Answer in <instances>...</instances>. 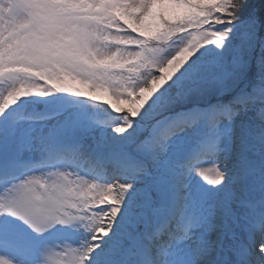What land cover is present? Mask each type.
<instances>
[{
  "label": "clouds",
  "instance_id": "clouds-1",
  "mask_svg": "<svg viewBox=\"0 0 264 264\" xmlns=\"http://www.w3.org/2000/svg\"><path fill=\"white\" fill-rule=\"evenodd\" d=\"M113 2L115 0L102 3L94 13L98 19L88 22L87 27L100 36L118 37L117 41L101 42L94 36L80 33L71 41L64 42L63 49L24 45L7 61L5 67L20 65L39 76L23 70L0 74L3 77V83H0V119L8 122L5 135L14 137L19 121L39 119L40 111L68 104L70 98L76 97L54 90L39 78L62 80L61 72L54 65L72 78L89 80L93 84L108 82L107 70L67 55L66 49L79 48L87 55L86 47H96L109 54L115 53L117 59L137 50L146 52L148 62L145 63L142 56L137 61L144 67L140 71L142 79L137 80L135 88L149 87L152 80L162 75L161 69L169 65L176 70L144 101L135 117L127 111L116 112L105 101H95L106 106L104 110L109 117L115 113L129 125L139 117L145 125H151L155 135H159L179 114L169 118L167 113L170 109L183 106L187 113L197 108L203 112L207 107H215L213 97L220 90L229 88L236 97L247 99V103L233 107V117L243 111L247 120L228 119L226 124H222L219 117L215 121L202 119L197 135L183 143L174 138L186 128L161 136L160 157L172 158L174 172L169 194L157 204L164 215L144 217L134 226L137 232L135 250H126L116 264H217L212 254L215 250L204 247V237L211 236L217 226L203 209L208 201H216L225 191L235 197L233 222L239 218L246 231L264 241V64L258 61L257 71L249 77L252 61L243 58L245 53L235 49L233 59L227 58L229 39L239 17L235 11H220L225 7L224 0H176L185 7L186 14L171 21L161 18L155 34L145 37L128 28L119 16L106 12ZM243 2L234 0L237 6ZM127 14L137 20L140 15ZM218 38L220 43L217 45L215 41ZM258 42L261 52H264V38ZM112 94L131 99L126 93ZM162 97L163 105L159 104ZM45 140L36 134L19 143L10 155L0 157V181H3L0 187L11 192V196H4L0 202V215L7 214L13 219L10 228H0V257L7 264H49L50 254L57 250L67 264H89L90 254L100 246L98 241L111 231L112 223L124 205L120 192L127 193L133 182L129 181L126 186L119 181L102 185L95 179H86L69 168L83 164V160L57 155L56 149L50 143L46 145ZM193 148L208 158L210 163L207 167L212 169L215 181L201 176L199 169L194 170L191 174L199 176L209 186L203 191L194 190L189 174L183 168L182 154ZM24 153H27L28 162L23 164L29 167H22L18 175H13L7 168L8 158L16 156L20 159ZM178 178L184 182L180 192L175 187ZM73 186L77 191L87 187L93 194L79 205L82 209L86 206L90 209L83 212V217L61 210L68 199L65 190ZM108 187L112 189L114 201L119 203H96L97 199H102L99 189ZM9 200L14 203L9 205ZM100 208L104 210H96ZM82 219L86 223H81ZM162 222L167 226L166 230H161ZM69 229L82 230L85 238L77 244L69 242L66 231ZM227 234L231 238L232 234ZM221 235L218 234V238ZM258 252L264 256V243L260 244ZM243 264H251V260H245Z\"/></svg>",
  "mask_w": 264,
  "mask_h": 264
},
{
  "label": "rangeland",
  "instance_id": "rangeland-1",
  "mask_svg": "<svg viewBox=\"0 0 264 264\" xmlns=\"http://www.w3.org/2000/svg\"><path fill=\"white\" fill-rule=\"evenodd\" d=\"M104 2H106V0H99V2L98 0H0V74L15 70H23L30 71L33 75L39 76L38 73L31 69H22L20 65L4 66L7 61L13 57L15 52L24 45L58 47L59 49H63L64 42L71 41L73 36L80 33H85L89 37L94 36L96 40L101 42L117 41L119 39L118 37L100 36L98 33H93L87 27L88 22L98 19L94 13ZM166 2L167 0H115V2L111 3V6L106 9V12L112 13L111 9L116 8V10L120 12H118L120 16L123 17V20L131 27H135L142 24L144 20L155 23L154 19L150 17L154 12V8L165 9L166 7L168 10H173V5L166 6ZM127 13L140 14L139 19L137 20L135 16H129ZM65 33L69 35H64ZM86 53L87 55L79 48L66 49L67 55L83 60L92 67L107 70L105 76H107L108 82L93 84L92 81L89 80L72 78L69 74H64L63 70L60 69L58 65H54L63 76L62 80L57 81L58 87L62 90L75 92L76 94L71 93V95L76 97L70 98L71 102L68 104H58L51 109L40 111L38 113L40 116L39 119H25L19 121L16 124V134L14 137L5 135V127L8 122L5 121L3 123L0 119V149L2 144H6L7 146L11 145L16 149L17 145L25 139L39 134L41 137L48 140L54 149L73 143L78 145L86 154H91L95 159H106L109 154L112 153L113 149L110 147L116 145V139L123 137L127 132L117 135L107 125L124 124V121L118 118L115 113H112L111 117H109L108 113L104 110L106 106L98 105L95 101H105L109 103L115 111H127L129 115H134L143 106L144 101L165 81L162 79L163 77L161 75L152 80L149 87L135 88L131 79L135 76L139 66L137 61L142 54L139 50L131 54H126L118 59L115 58V53L109 54L103 49H98L96 47H86ZM184 59L186 58L184 57ZM172 68L175 67L169 65L168 68L161 69V72L165 70L172 72ZM109 73L114 74L108 75ZM39 78L43 79L44 83L51 87V85H49V79H45L44 77ZM99 78L103 79V77ZM10 79L11 78H9V80ZM51 80L54 81L53 79ZM0 83H3L2 76H0ZM97 87L101 89L100 92L96 91ZM114 92L126 93L131 99L114 96L112 94ZM137 96L139 98H137ZM94 97H98V99H94ZM238 98L242 99H239L241 104L247 103V101L242 102L246 97L240 96ZM234 100L238 99L230 98V94L223 95L219 102L220 112L225 108H231L229 104L233 103ZM225 102L229 103H226L223 107L222 104ZM211 108L213 107H208V110H203V112L201 109H196L193 112H206V114L210 115L209 109ZM185 114H187V112L181 113V116ZM232 119L236 121H246L247 115L242 111L238 116L232 117ZM219 120L222 124H226L228 122V117L223 116L220 117ZM95 121H104V124H97ZM200 123L201 122L196 123L191 126V128H186L185 132L174 139L181 143L188 141L200 131ZM75 124L78 125L81 130L79 142H72L68 135L69 130ZM58 127H61L59 129L61 132L56 130ZM197 152L198 151L194 148L187 150L183 153L181 158L185 162V160L187 161L194 157ZM19 160L22 161V163L28 161L27 153L22 154ZM92 162L93 161H85L83 164L69 166V168L86 179L95 178L100 183L110 181L111 178L114 179V177H116V179L120 178L119 176L110 177V175L104 177V172H100L99 169L94 170L91 168L93 167ZM86 168L87 171H84ZM111 171L117 172L118 170L112 167L107 170L108 174H110ZM153 179L165 182L169 186L172 185L174 181L172 158L168 156L160 157L159 161L152 165L151 175L138 178L134 182L133 187L126 193L124 205L121 208L123 213L126 211L125 207L127 204L133 202L134 204H138L140 208L142 207L140 213H137L138 209L135 208L136 214L134 215L140 214L144 217H151V208L154 206L150 202L148 193H146V188L150 186ZM189 180L191 186L196 191H203L209 187L199 176H194L191 173H189ZM183 183L182 178H179L176 182L175 187L178 192L183 188ZM75 189V186L69 187L65 190V193ZM110 189L111 187H109V190L100 188L99 195L102 196V199H97L96 203L110 204L117 202L114 201V196ZM80 191L82 197L78 198L75 203L73 200L68 199L61 209L62 211L71 213L74 209V205L79 207L81 202L93 195L88 191L87 187L82 188ZM4 196L5 195H0V202L3 201ZM234 200L235 197L233 194L225 191L219 194V198L216 201L210 200L204 205L203 210H206V215L209 216L213 225L217 226L215 229L222 228L225 222V216H227V220L230 222L227 232L232 230L237 234L240 229H245L244 222L239 220V218L233 222L232 210L235 208ZM154 209L155 216L157 214V216L163 215L164 212L162 209L156 207H154ZM76 216L83 217V213L76 214ZM126 216L129 217L127 214ZM80 222L86 223V220L82 219ZM66 231L68 233L69 242L73 244H77L80 239L85 238L82 230L77 231L75 229H69ZM117 236L121 239L128 238L127 228L122 227L121 231L117 232ZM220 237H223L224 244H226L224 252L229 250L228 247H230V244H232V248L234 247L236 237L231 236V238H229L228 234L227 239H225L223 235ZM219 238L217 239V245L214 251V258L216 260H218L217 252L219 250V241L221 240ZM64 255L66 256L67 253ZM228 255H224L226 256L225 264H228L233 258V255H230V253H228ZM4 262L5 259L0 257V264H4ZM49 264H67V262L60 258L57 250H53L50 254Z\"/></svg>",
  "mask_w": 264,
  "mask_h": 264
},
{
  "label": "snow or ice",
  "instance_id": "snow-or-ice-1",
  "mask_svg": "<svg viewBox=\"0 0 264 264\" xmlns=\"http://www.w3.org/2000/svg\"><path fill=\"white\" fill-rule=\"evenodd\" d=\"M225 7L222 8V11H235V14L239 17L241 9L246 5L247 0H244L243 3L237 4L234 3V0H224ZM238 7V11H236ZM259 28H260V35L264 38V10H262L259 14ZM247 36L254 37L255 36V20H253L252 24L249 26V32L246 33ZM215 43L218 45L220 40L217 39ZM258 49L260 48V44L257 45ZM256 55L259 57V61L261 64H264V53L257 51ZM178 67V65L176 66ZM176 68H172L171 71L174 72ZM165 82H162L163 85ZM160 85V86H161ZM160 88V87H158ZM94 99H98V97H94ZM148 99V98H147ZM146 99V100H147ZM164 98L162 97L159 101V104H164ZM152 102L149 101V104ZM144 104V103H143ZM148 105H145L147 108ZM116 112H121L117 110ZM7 115V112H5ZM131 117L137 116V113L134 115H130ZM219 116H227L228 119H232L233 112L231 108H225L223 111L219 113L213 114H204L198 112H190L183 116L175 118L172 123L170 124L169 128L166 129L164 132L160 133L159 135H155L152 131L151 125H144L141 129H137V134L128 141L125 145L116 146L112 153L106 159H95L91 154H86L78 145L76 144H69L59 148H56L57 155H68L79 158L85 161H93V167L99 168L101 172L107 168L109 165L113 167V169L118 170L117 175L120 177L118 179H111L110 181H105L103 184L111 185L113 181H119L121 185L126 186L129 181H132V187L134 182L138 178L146 177L151 175V168L152 165L159 161L160 159V152L159 146L161 143V136L170 135L172 131L187 128L188 126H193L196 123L200 122L202 119H210L215 121ZM97 124H104V121H95ZM137 121L133 120L129 125L127 121L124 124H115V125H107L112 129V131L117 134L121 135L128 132L129 129L134 127V124ZM44 143L47 145L49 143L48 140H45ZM208 158H206L201 152H197V154L190 158L189 160L184 162L183 168L186 173H193L194 170L199 169L200 175L204 176L211 182H215L212 177V169L207 167L209 164ZM26 168L29 165L23 164L16 156H9L7 161V168ZM95 179V178H93ZM92 180V179H89ZM96 180V179H95ZM109 190L108 188H104ZM112 190V189H110ZM129 192V191H128ZM127 192V193H128ZM0 195L11 196L10 191H5L3 187H0ZM121 197H123L125 201L126 192H120ZM9 205H12L14 201L9 200ZM119 203V201H117ZM103 204V203H102ZM103 208L97 209V211H103ZM155 209L154 207L151 208V216L154 214ZM144 216L137 214L135 217H127L125 213L120 211L119 218L116 215L115 220L112 223L111 231L103 237L102 241H98L99 247L96 248L90 254V261L89 264H116V260L124 254V252L128 249L135 250V241L137 232L134 228L135 225L141 223L143 221ZM13 225V219L11 216L7 214L0 215V228L8 229ZM230 225V222L227 220V216H225V222L222 225V233L221 229L213 230L211 236L204 237V247L211 248L215 250L217 245L218 234H222L225 239H227V230ZM122 227H126L128 230V238L121 239L117 236V232L121 231ZM111 233V236H110ZM104 238H108L104 240ZM264 241H259L255 243V249L258 252L259 246ZM251 247V244L249 245ZM247 251V249H243ZM242 249L240 247H236L234 249V253L241 252ZM234 253H230V255H234ZM259 253V252H258ZM214 257V251H213ZM4 264H7L5 260ZM251 264H264V256L258 255L253 256L251 259Z\"/></svg>",
  "mask_w": 264,
  "mask_h": 264
},
{
  "label": "trees",
  "instance_id": "trees-1",
  "mask_svg": "<svg viewBox=\"0 0 264 264\" xmlns=\"http://www.w3.org/2000/svg\"><path fill=\"white\" fill-rule=\"evenodd\" d=\"M166 6L173 5V10H168V8H154V12L151 14V19H154V22L144 20L142 24H139L135 26V30L139 32L142 36L150 37L155 34V32L158 30L160 20L161 18L165 20H175L183 15L186 14V9L182 4L176 3V0H167ZM264 10V0H247L246 5L241 9V12L239 14L238 20L235 22V26L233 28V34L230 36L229 39V51L227 58L229 60L233 59V57L236 55L235 49H239L242 53H245L243 56L244 59H251L252 66L251 69L248 70L249 77L252 76L253 73L257 71V62L259 61V57L256 55L257 51H260V48L258 49L257 45L259 44V40L262 38L260 35V28H259V14L260 12ZM253 20H255V36L250 37L247 36L246 33L249 32V26L252 24ZM219 39V38H218ZM205 43H208V41H204ZM211 48L212 46H208ZM264 53V52H262ZM191 53H188L187 55H190ZM187 55L185 58H187ZM144 62H148V53L144 52L143 56ZM144 67V64H139V69L137 71V76L135 78V83H137L138 79H142L140 76V71ZM172 72L164 71L162 74L163 80L166 81L170 76ZM53 85L55 88L58 89L57 81L55 78H53ZM243 82H241L242 85ZM239 89V86L237 87V90ZM97 92H100L101 89L97 87ZM234 94L235 92L229 88L222 89L218 92V94L213 97V102H215L218 97H221L225 94ZM187 109L183 106H175L174 108L169 110V117L174 112H180V110ZM145 125L144 121H141L140 118H137V123L134 124V127L129 130L127 137L125 138L124 145L128 143L136 134L137 129H141ZM130 212V211H129Z\"/></svg>",
  "mask_w": 264,
  "mask_h": 264
},
{
  "label": "bare ground",
  "instance_id": "bare-ground-1",
  "mask_svg": "<svg viewBox=\"0 0 264 264\" xmlns=\"http://www.w3.org/2000/svg\"><path fill=\"white\" fill-rule=\"evenodd\" d=\"M229 105H231V108L233 109V107H235V106H237V104H233V103H231V104H229ZM217 113H219V112H217ZM1 139V138H0ZM9 147V155L11 154V153H13L14 151H15V149L10 145V146H8ZM86 153V152H85ZM186 161V160H185ZM91 167V166H90ZM92 169H95V167H91ZM110 168H112V166L111 165H109L108 167H107V169H110ZM105 175H106V173H105ZM111 175V174H110ZM111 177V176H110ZM111 179H113V178H111ZM114 179H116V177H114ZM179 180V178L177 179V181ZM168 185V184H167ZM169 186V185H168ZM171 186V185H170ZM169 186V187H170ZM158 215V214H157ZM156 215V216H157ZM152 216H155V214H153ZM151 216V217H152ZM166 225L162 222L161 223V225H160V228H161V230H166ZM239 236H241V237H243V238H245L246 240L245 241H251V240H255V238H256V240H259V238L256 236V235H253V233H252V235H253V237L251 238V240H249V238H248V235H247V232L246 231H244V230H240L239 231V234H238ZM108 238H104V240H107ZM220 239V238H219ZM245 243V242H244ZM245 245H247V243H245ZM245 245L243 246V248L245 247ZM231 250H232V248H230L229 250H227L226 252H223V250H222V252H221V256H220V259L217 261V264H225V258H226V256H223L222 254H226V255H228V253H230L231 252ZM229 256V255H228ZM254 256H258V255H254ZM245 257V256H244ZM245 260L243 259V262H244ZM93 264H95V261H93Z\"/></svg>",
  "mask_w": 264,
  "mask_h": 264
},
{
  "label": "water",
  "instance_id": "water-1",
  "mask_svg": "<svg viewBox=\"0 0 264 264\" xmlns=\"http://www.w3.org/2000/svg\"><path fill=\"white\" fill-rule=\"evenodd\" d=\"M73 134V132H72ZM78 138V137H76ZM165 188L164 184H160L159 182L154 181L153 185L150 187L149 191L153 194V202L157 205L158 204V193L160 189ZM168 195V192L166 193V196Z\"/></svg>",
  "mask_w": 264,
  "mask_h": 264
}]
</instances>
